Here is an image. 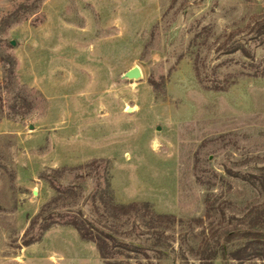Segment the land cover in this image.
Segmentation results:
<instances>
[{
	"label": "rangeland",
	"instance_id": "1",
	"mask_svg": "<svg viewBox=\"0 0 264 264\" xmlns=\"http://www.w3.org/2000/svg\"><path fill=\"white\" fill-rule=\"evenodd\" d=\"M261 24L264 0H0V264H106L73 226L34 220L72 184L69 209L96 220L106 171L116 202L177 218L162 246L116 227L134 249L121 263L202 264L228 233L264 230Z\"/></svg>",
	"mask_w": 264,
	"mask_h": 264
},
{
	"label": "trees",
	"instance_id": "2",
	"mask_svg": "<svg viewBox=\"0 0 264 264\" xmlns=\"http://www.w3.org/2000/svg\"><path fill=\"white\" fill-rule=\"evenodd\" d=\"M261 28L264 29V24H261ZM3 60L0 55V62ZM96 163L98 161L94 160L74 169L88 170L91 165ZM63 170L66 171L68 169L64 168ZM86 174H91V172L86 171L84 174H78L77 177L84 179ZM54 188L58 191V194L42 207L34 220H42L40 226L42 231L48 230L56 223L73 226L82 239L96 244L99 254L106 264H124L116 260L117 256L121 254L127 256L123 250H134L131 249L130 245L121 244L117 236L118 230L116 227L125 226L131 220L139 221L155 237L153 246H162L161 236H164L166 231L173 233L175 230L176 216L157 213L148 201L116 202L107 171L105 172L104 180L97 181L96 189L92 195V202L97 214L96 220L86 218L80 211L79 213H72L69 209L75 203L74 201H69L68 195L81 196V190L77 191V187L74 184L66 187L54 185ZM59 209L67 211H60ZM128 234L123 233L124 236ZM166 238L171 239L173 237L168 235ZM225 241L227 243H222L217 251H208V248H204L200 258L201 263L216 264L219 259H222L224 264H228L230 260H238L241 264V259L248 260L253 258L264 261L263 229L252 228L247 231H241V233L230 232ZM230 242H241V246L235 250L230 249L228 247Z\"/></svg>",
	"mask_w": 264,
	"mask_h": 264
},
{
	"label": "water",
	"instance_id": "3",
	"mask_svg": "<svg viewBox=\"0 0 264 264\" xmlns=\"http://www.w3.org/2000/svg\"><path fill=\"white\" fill-rule=\"evenodd\" d=\"M12 44H14V41H12ZM108 76H109V85L112 86L117 81L138 80L143 77V71L139 65H135L129 70L120 74L118 78H116L115 76L117 75L113 74V72H111L110 70L108 71ZM127 110L128 112H131L132 108L128 107Z\"/></svg>",
	"mask_w": 264,
	"mask_h": 264
}]
</instances>
